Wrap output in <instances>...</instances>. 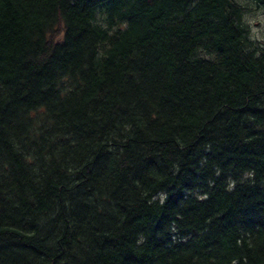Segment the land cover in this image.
Returning <instances> with one entry per match:
<instances>
[{
	"label": "trees",
	"instance_id": "trees-1",
	"mask_svg": "<svg viewBox=\"0 0 264 264\" xmlns=\"http://www.w3.org/2000/svg\"><path fill=\"white\" fill-rule=\"evenodd\" d=\"M250 9L0 0V264H264Z\"/></svg>",
	"mask_w": 264,
	"mask_h": 264
},
{
	"label": "rangeland",
	"instance_id": "rangeland-1",
	"mask_svg": "<svg viewBox=\"0 0 264 264\" xmlns=\"http://www.w3.org/2000/svg\"><path fill=\"white\" fill-rule=\"evenodd\" d=\"M241 1L252 8L244 15L251 37L264 44V6H257L252 0Z\"/></svg>",
	"mask_w": 264,
	"mask_h": 264
},
{
	"label": "flooded vegetation",
	"instance_id": "flooded-vegetation-1",
	"mask_svg": "<svg viewBox=\"0 0 264 264\" xmlns=\"http://www.w3.org/2000/svg\"><path fill=\"white\" fill-rule=\"evenodd\" d=\"M264 1V0H263Z\"/></svg>",
	"mask_w": 264,
	"mask_h": 264
}]
</instances>
